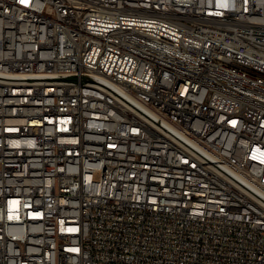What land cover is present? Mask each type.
Returning a JSON list of instances; mask_svg holds the SVG:
<instances>
[{
	"label": "built area",
	"instance_id": "built-area-1",
	"mask_svg": "<svg viewBox=\"0 0 264 264\" xmlns=\"http://www.w3.org/2000/svg\"><path fill=\"white\" fill-rule=\"evenodd\" d=\"M0 264H264V0H0Z\"/></svg>",
	"mask_w": 264,
	"mask_h": 264
},
{
	"label": "snow or ice",
	"instance_id": "snow-or-ice-1",
	"mask_svg": "<svg viewBox=\"0 0 264 264\" xmlns=\"http://www.w3.org/2000/svg\"><path fill=\"white\" fill-rule=\"evenodd\" d=\"M21 2H22V3H24V2H25V0H21Z\"/></svg>",
	"mask_w": 264,
	"mask_h": 264
}]
</instances>
